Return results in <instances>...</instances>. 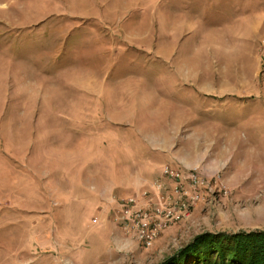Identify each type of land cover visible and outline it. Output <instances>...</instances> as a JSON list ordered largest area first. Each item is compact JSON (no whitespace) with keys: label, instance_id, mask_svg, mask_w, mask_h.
<instances>
[{"label":"rangeland","instance_id":"obj_1","mask_svg":"<svg viewBox=\"0 0 264 264\" xmlns=\"http://www.w3.org/2000/svg\"><path fill=\"white\" fill-rule=\"evenodd\" d=\"M166 164L202 197L145 247L100 194L155 201ZM257 230L264 0H0V264L188 263L203 233L250 257L229 237Z\"/></svg>","mask_w":264,"mask_h":264},{"label":"built area","instance_id":"obj_2","mask_svg":"<svg viewBox=\"0 0 264 264\" xmlns=\"http://www.w3.org/2000/svg\"><path fill=\"white\" fill-rule=\"evenodd\" d=\"M163 176L175 181L172 192H163L166 185L161 182L154 184L155 201L150 200L148 191H140L122 200L115 198L112 203L117 205L115 219L145 247L153 246L164 230L186 218L202 197L203 180L199 170L166 164Z\"/></svg>","mask_w":264,"mask_h":264},{"label":"trees","instance_id":"obj_3","mask_svg":"<svg viewBox=\"0 0 264 264\" xmlns=\"http://www.w3.org/2000/svg\"><path fill=\"white\" fill-rule=\"evenodd\" d=\"M206 234L203 233L202 235L197 237L200 239L199 240L200 242L203 241L204 239H205L204 242L206 243L207 242H217L216 244L217 246L213 248L214 251L212 252L211 255L209 256L207 255V258L205 257V254H203L202 252L201 253L197 252V253H200L199 256L193 259V261H188V263H186L185 258H187V255L191 254V252L189 251V252L180 254L184 250H186L187 248L186 247L184 250L180 251L179 256L176 257L174 260H172V262H167L170 260L169 259L163 264L165 263L166 264H264V230H257V231H251V232H245V233L242 232L239 234H231V235L229 234L230 235L229 238L231 239H236L240 241V239L249 238V240L246 242L255 243V241H257L259 244L262 245L263 251L259 253L258 251L256 252L255 250H252V255L250 257H248V254L246 252H244L245 254L239 253L238 252L239 249H234L230 245H227L228 247L227 246L224 247V245L223 247H220L218 243L222 241V239L218 240L220 235L212 234V235L205 237ZM208 238H211V239H208ZM198 245H195V247L192 250L198 248Z\"/></svg>","mask_w":264,"mask_h":264},{"label":"crops","instance_id":"obj_4","mask_svg":"<svg viewBox=\"0 0 264 264\" xmlns=\"http://www.w3.org/2000/svg\"><path fill=\"white\" fill-rule=\"evenodd\" d=\"M69 179H70V178H69ZM72 180H76V179H75V176L72 177ZM76 183H78V182H76ZM68 187H69L70 189H72V194L74 195V197L79 199V198L82 197L83 195L85 196V194L87 193V192L85 191V189H88V191L90 192V189H89V188H90L91 186H89V187H87V188H84L83 185L79 187L77 184H73V185H68ZM95 191L97 192L96 187H95ZM105 194H106V193H105ZM87 195H89V194H87ZM87 195H86L85 197H88ZM100 196H101V198H103V200H104L106 206L109 205L110 203L112 204V203H113V200H114L115 198H117V195H113V196L110 197V193H109V194L107 193L106 195L100 194Z\"/></svg>","mask_w":264,"mask_h":264}]
</instances>
